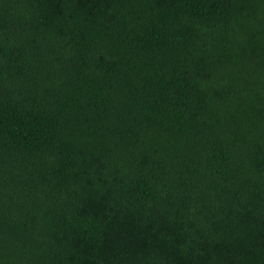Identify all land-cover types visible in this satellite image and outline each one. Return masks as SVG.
<instances>
[{"label": "trees", "instance_id": "1", "mask_svg": "<svg viewBox=\"0 0 264 264\" xmlns=\"http://www.w3.org/2000/svg\"><path fill=\"white\" fill-rule=\"evenodd\" d=\"M0 264H264V0H0Z\"/></svg>", "mask_w": 264, "mask_h": 264}]
</instances>
